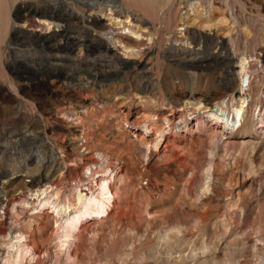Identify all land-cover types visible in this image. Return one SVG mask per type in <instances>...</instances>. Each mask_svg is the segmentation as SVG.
Segmentation results:
<instances>
[{"label":"bare ground","instance_id":"bare-ground-1","mask_svg":"<svg viewBox=\"0 0 264 264\" xmlns=\"http://www.w3.org/2000/svg\"><path fill=\"white\" fill-rule=\"evenodd\" d=\"M174 1L20 0L14 10V23L11 11L15 0H0V8H4L0 23V35L6 43L2 47L4 67L12 75L15 70L20 80L25 69L36 74L30 85L16 83L15 86L23 88V96L40 100L43 91L54 95L57 84H62V95L73 99L67 105L55 101L47 108L43 103L29 107L15 99L8 88L2 93L3 97L20 105L19 110L25 108L21 110L24 116H34L37 111L45 121L54 119L64 138L62 141L58 138L60 156H57L53 145L48 146L49 157L37 154V173L28 175L30 185L35 188L22 198L20 195L24 190L16 189L13 195L20 200L7 207V211V208L0 207L3 211L0 218L7 212L13 217L12 224L9 221L12 226L0 232V264H30L38 260L40 251L36 243L49 222L52 223V238L58 248L47 258L46 264H81L79 252L84 254L85 242L91 237L93 240L97 230L102 229L100 225L110 220L121 223L124 218H133L134 224L131 225L136 228L144 221L145 229L141 234L138 232L148 246L143 247L142 252L135 246L129 253L137 254L139 251L146 259L153 258L154 262L149 264H191L190 260L206 254L211 261L207 262L205 258L197 264H249L237 259L246 242H251L253 250H260L261 259L254 264H264V178L261 174L264 150L255 158L260 146H264V91H260L261 95L258 90V85L264 84V75L260 73H264V47L260 54L254 55L253 60L252 51L245 47L241 49L233 38H229L231 43L228 45L223 36L218 42L222 43L224 51L213 52L209 56L215 61L228 56L236 57L234 67L239 80L238 94L233 93L216 101L214 108L204 105L199 98L176 104L175 99L164 96V85L174 89V77L171 74L162 75V70L169 71L181 64L186 68L193 67L198 61L187 57L200 51L187 39L170 38L168 33H175L179 26L186 25L185 35L213 39L215 36L205 30L210 29L216 20V7L214 0H177L179 4H186L190 24L195 25L189 29L182 17L177 20V10L168 5ZM103 7L110 11L111 19L114 13L124 15L127 20L114 19L108 25L87 16L88 12ZM189 12L194 16L191 17ZM129 18L134 25L128 24ZM10 33L15 34L18 41H31L35 48L46 51L48 56L41 61L35 58L31 66L17 56L13 57L7 39ZM258 39L264 46V32L259 33ZM183 41L186 46L181 45ZM168 56L181 57L170 59V62ZM2 78L3 83L11 80L7 72L2 74ZM31 87L35 90L33 94ZM258 104L261 107L256 115ZM164 105L169 114L162 108L157 109ZM176 106L181 107L182 112H176ZM193 114L195 116L189 120ZM69 123L80 129L70 128ZM224 128L230 130V134L224 132ZM224 135L226 137L221 140ZM41 137L40 141L44 144ZM60 157L65 163L70 162L67 170L75 173L67 183L66 171L56 174L61 166ZM247 158L245 166L242 165L245 172L241 170L238 178H234L235 174L232 183L243 187L242 183L249 182L248 192L255 181L260 180L258 193L248 197L245 191L232 189L228 205L233 207L229 206L227 215L232 218L234 214L243 213L249 201L253 200L256 212L249 227L254 229L255 238H250L252 232L248 234L244 229H238L236 221L223 220L222 236L229 233L228 237H237L230 241L234 247L217 259L218 236L210 237L202 233L196 240L186 239L188 227L170 225L168 218L183 204L199 207L207 200V193L213 188L215 172L221 170H217L218 167L235 165ZM143 180H147L145 191L141 187ZM71 181L76 183L73 185ZM184 181L185 185L180 186ZM64 182L66 190L61 187ZM24 185L21 178L18 188ZM136 185L140 189L135 188ZM141 192L145 194V198L141 199L144 202L140 207L138 205L139 213L133 217L134 214L129 212L132 211L130 205ZM1 197L0 203L5 200ZM22 213L25 216H20ZM202 214L200 219L204 221L206 218ZM91 232L93 236L89 235ZM184 244L191 246L187 254L184 252L186 249L180 250Z\"/></svg>","mask_w":264,"mask_h":264},{"label":"rangeland","instance_id":"rangeland-1","mask_svg":"<svg viewBox=\"0 0 264 264\" xmlns=\"http://www.w3.org/2000/svg\"><path fill=\"white\" fill-rule=\"evenodd\" d=\"M19 3H20V0H15L14 2V8L11 11V16H12L13 21L15 17L14 10H15V7ZM168 5L173 6V8L177 10V13H176V16H178L177 20H179L182 17L184 22L187 24V28L193 29L195 27L194 24H190V16L188 15L186 11L187 7L185 3L179 4L178 1L176 0ZM214 6L216 7L215 9L216 20L215 22L213 21L212 23L213 25L211 26L210 29L205 30L206 33H209L210 35L215 36L213 39H206L201 36L193 37L188 34L185 35L184 28L186 25L179 26L177 28L178 30H176L175 33L174 32L168 33L169 34L168 36H170V38H174L175 36H177L180 38L187 39L188 42H191V45H193L195 48H199V51H200L199 53H196V54H193L187 57V59L194 58L198 61L194 63L193 67L186 68L184 67V65L181 64V65H176V66L173 65L174 67H171L169 71L166 70L165 68H163L162 70V73H163L162 75L170 76L171 74V76L174 77V81H175L174 89H172L171 87L168 88L169 86L164 85V96L168 99L172 97L173 99H175L176 104L178 103V105L184 100L193 102L199 98L201 99V102L204 105L208 106L209 108H212V107L214 108V104L216 101L222 98H227L233 93H234L233 95L238 94L237 90H238L239 80L236 77V67H234L237 64L236 57L228 56V57H225L223 60L219 58V60L215 61L213 58H210L209 56L213 52L224 51L223 50L224 47L222 46V43L218 42L223 39L222 38L223 36H225L224 39L228 45H230L231 43L229 38H233L236 44L241 49H244L245 47L246 49L252 51L250 54L253 60L255 57L254 55L260 54L261 49L264 47L262 46L263 43L261 44L260 40L258 39L259 33L264 32V28H263L264 0H214ZM3 13H4V8L1 7L0 8V23L3 19ZM109 13L110 11L106 10V8L103 7V9H98V11L97 9H95L91 12H88L87 16L95 17L99 22L105 23L108 25H110L112 23V20L114 19H118V21L127 20V18L124 15L117 16L113 12H111L113 13L112 19H111V15H109ZM189 14L191 15V17L194 16V13L192 12H189ZM224 18H226V20ZM129 20L130 21L128 22V24H130V26L134 25V22L132 21V19L129 18ZM14 23L16 22L14 21ZM182 23L183 22H181V24ZM7 39H9L8 45L10 49L12 50L11 51L12 56L13 57L17 56L29 66L33 65L34 61H36L34 60L35 58H40V60L38 61H41L43 57L48 56V53L46 51H42V50L40 51V49L38 50L37 48H35V46L31 43V41H27V40H23L22 42L20 40L18 41V39L15 37V34L14 36L11 33L8 34ZM172 43L174 44L173 40H172ZM167 44L169 45L168 42H166V46H168ZM177 44H179V42H177ZM4 45H6V43L2 35H0V95H1L0 96V116L2 114L1 116L2 118L0 117L1 118L0 119V123H1L0 124V191H1L0 196H3L1 198H5V200H3L2 203H0V207L3 206L2 208H7L13 202H16V200H20V198H16L13 195L16 189L18 191L20 189H22V191L24 190L20 195V197L22 198V197H26L25 194H28L30 191H32L35 188L30 185L31 178L28 175L37 173L35 170L37 154L38 155L43 154L44 156L49 157L50 155L47 149H48V146L53 145L52 147L54 148V151L57 153V156L61 155L60 150L57 149V147L59 148V145H60L59 142L63 140L62 138H64L63 137L64 133L62 130H60V128L57 125V122L54 119L45 121V119L41 117L40 113H38L37 111H35L34 116H30V117L28 115L24 116V114L21 113V110H25V108L21 107V110H19L20 108H18V106L20 105H17L16 102H13L9 100L7 97L5 98L2 96L3 91L6 88H8L11 91L12 95L15 97V99H19V101H21L22 103H25L29 107L36 106L38 103H43L45 104L44 108H47L49 106L48 105L49 103L55 102V101H58L60 103H63L64 105H67L70 102H73V99L69 98L66 95H62V91L64 88L62 84H57L56 90H55L56 93L54 95H51L43 91L41 93L42 98L40 100L38 98L30 99L28 97L23 96L22 94L23 88L20 86L17 87L15 86V84L17 83L19 85H22V84L30 85V82L32 83V80L36 74L29 69H25L23 72L25 73V75L22 73L21 75L23 79L20 80L16 76L15 70H13V75L12 73L8 72V69L4 67V62H3L2 47ZM181 45L186 46L184 41L181 42ZM181 56H172V57L168 56L169 58L168 60L178 58ZM199 60H202L203 62H200ZM258 61L259 59H257V62ZM170 62L172 61L170 60ZM258 66L260 68V63H258ZM260 71H261V68H260ZM4 72H7L9 74V77L11 78V80L7 79L5 83H3V78H2V74H4ZM260 73L264 75L263 71ZM263 87H264V84L258 85L259 92L264 91ZM25 89L27 91V88ZM32 91L35 92V90L31 87L30 92L33 94ZM53 98H56V99H53ZM61 98L63 101L61 100ZM260 107L261 105L258 104V107L255 111L256 115L258 111L260 110ZM158 108H162L163 111L167 112L166 114H169L167 106L164 105L163 107H157V109ZM7 110H10V111H7ZM262 110H264V104L262 105ZM175 111L180 113L182 112V108L179 106H176ZM194 116H195L194 114L189 116V120H191ZM33 120L35 121L33 122ZM256 121L257 119H255V122ZM24 123H27V124H24ZM68 126L76 130L80 129V127L76 126L74 123H71V124L69 123ZM229 131L230 130H227L224 128V132L230 134ZM40 137L44 139V144L41 143ZM225 137H226L225 135L222 136L221 140H224ZM58 138H60L61 140ZM261 146L258 149V152L255 154V158H257L263 152L264 146L263 145ZM85 153H87V151H85ZM248 158L242 159L240 161L241 163L238 161L239 163L237 162L235 165L223 164L225 165V168L224 166L218 167L217 170L219 169L221 170H219L220 172L219 171L215 172L214 179H213L214 182L212 186L213 188L212 190H210L212 192L209 191L207 193L208 195H210V196L207 195L208 197L207 200L204 203L199 204V207L198 206L190 207L187 205V203L185 205L183 204L178 209H176V211L174 210L170 214L171 216L168 218V224L170 225L180 224V225H184L186 228L188 227L191 229L190 230L187 228L188 231L190 230L189 231L190 233H188L187 230H186V234L184 233L186 236V239L196 240L202 233H205L206 235L210 237L218 236L217 238H219L218 239L219 241L216 240L215 238V240L218 241V248L217 250H215L217 259L222 258L224 253H226L228 250L230 251L234 247V245H232L230 241L235 239V237H237L236 235H231L228 237L229 233H227L224 237L222 236L224 234L222 232V228L224 229V226H222L224 224L223 220L225 221L226 219H228V221L230 222L232 220H233L232 222L236 221L237 222L236 225L237 227H239L238 229H242V230L244 229V231H246V233L248 234L252 232L251 234H249L250 238H255V234L253 233L254 229H251L249 227V222L252 220V217L255 216V212H256V203L253 202V200L249 201L250 204L246 207L243 213L239 212L240 216L238 215V213L237 215L235 214L232 215V218H231V215L230 217L229 215H227L228 211L230 210V207L231 209L233 207V206H230V204L228 205L229 203L228 201L230 200V197H231L229 194L232 189L234 191H238L239 189H241V191H245L248 194V197H252L258 193L260 180H256L254 186L250 188L248 192H247V186L249 182L242 183L243 187H240L239 185H234L233 184L234 180L232 181L235 174L236 175L234 178H238V176L239 177L241 176L242 172L243 173L245 172L243 166H245L244 164L246 163L244 162H246ZM59 162H61V166H60V169L56 172V174H58V172L59 174H61L63 173L62 171H66L65 176L67 178L66 179L67 180L66 183H67L68 181H70L71 178L75 176V173L74 171L67 170L68 163L70 164V162L65 163L61 159V157L59 159ZM78 165H80V162L78 163ZM74 167H77V166H74ZM28 170L30 171L28 172ZM241 170L243 171L241 172ZM263 172H264V167L261 170V174L263 175L262 178H264ZM21 178L25 182V185L23 188H18L20 186ZM229 178H231V180H229ZM66 183L64 182V184L61 186L63 190H66L67 188L65 187V185H67ZM71 183L74 185V183L76 182L71 181ZM185 183H186L185 181L181 182L180 186L182 185L184 186ZM138 186L139 185H136L135 188L140 189V186L139 188ZM146 186H147V180H143L141 183V187H143V191L146 190ZM229 186H232V187L230 188ZM144 195L145 194L141 192L140 195L137 196L138 198L136 197L137 199L136 198L134 200L132 199L134 203L135 201L140 200L139 203L136 202L134 204L132 202L130 205V208H132V211H129V212L134 214L133 217L138 215L139 213L138 209H140L139 208L140 205L144 202L143 200H141L145 198ZM140 196H142V198H140ZM2 208H0V213L3 212ZM135 209H137V212L135 211ZM7 210L8 208L6 209V211ZM30 212L32 211H29V213ZM203 212L204 214L206 213V215H203L202 214ZM9 214L11 215V213L7 212L5 216H3V218L2 217L0 218L1 219L0 220V228H1L0 232L6 231L8 227L12 226L11 224L13 222V217L10 216ZM201 214L206 218V219L203 218L204 221L200 219ZM20 216H25V214L22 213ZM10 217L11 219L9 220L8 218ZM239 217L241 218L239 219ZM126 219L124 218L123 222L121 223H117L114 220L112 221L110 220L106 224L100 225L99 228L100 229L102 228V229L101 230L98 229L97 231L99 233L98 232L95 233L97 238L95 235L93 236L92 232L89 233V235L93 236V240L91 237L89 238V240L87 239V241L85 242V245H87L86 250H85L86 254L84 252L85 255L82 254L83 251H81V255L79 252V256H80L79 258L80 260H82L80 261V263L81 264H149V263H153L154 262L153 258L146 259L145 256L142 255L143 253H141L143 251L142 249H144L145 246L146 247L148 246V244L145 245L143 243L144 239L140 235L145 229L143 228V226H145L144 221H142L143 223L141 222L143 225L139 223V225L142 226V228L139 227L138 224L136 228L135 225H134L135 227L131 225V224H134L133 218L131 219L126 218ZM9 221L11 222V224ZM124 221L127 223H124ZM52 228H53L52 223L49 222L46 228L40 234V238L37 240V243H36L40 251V257L38 258V260L36 261L34 260L35 262H31L30 264H36V263L46 264L47 258L50 257V255L53 254L58 248L56 247L55 241L52 238L53 236L51 232ZM92 229H95V227H93ZM138 231L140 232V234ZM220 238H223V239L220 240ZM51 240L53 241L51 242ZM89 241L90 243H88ZM258 243L263 244L261 241H258ZM250 244L251 242L250 243L246 242L243 250L237 254L238 255L237 259H239V261H242V262L247 261L249 264H254V263L259 262L261 259V257L259 258L260 250L259 249L253 250L250 247ZM135 246H137L138 247L137 249L141 250V252L138 251L137 254L129 253L130 250ZM46 249L48 250V252H46ZM189 249H191V246L186 247L184 244L180 250H185L184 252L187 254L190 251ZM44 251L47 253L48 256L46 255ZM41 257H43V260L41 259ZM196 258H195L196 260L195 259H193V261L190 260L191 264H197L198 262H202L203 260H205V258H207V254L206 256L198 255ZM208 258L206 260L207 262H210L211 261L210 256Z\"/></svg>","mask_w":264,"mask_h":264}]
</instances>
